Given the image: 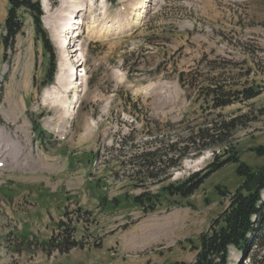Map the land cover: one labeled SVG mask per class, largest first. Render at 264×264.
<instances>
[{
	"label": "rangeland",
	"instance_id": "1",
	"mask_svg": "<svg viewBox=\"0 0 264 264\" xmlns=\"http://www.w3.org/2000/svg\"><path fill=\"white\" fill-rule=\"evenodd\" d=\"M91 1L80 31L60 47L47 25L59 23L62 0H40L46 51L24 11L13 48L3 47L8 3L0 0V264L190 263L199 234L241 185V163L264 169V0ZM106 24L112 30L100 34ZM67 54L83 67L63 92L77 98L68 114L55 102ZM214 85L232 92L230 104L211 107ZM243 90L253 97L244 99ZM233 118L241 123L232 136L238 159L208 174L191 196L161 188L199 175L228 151L193 149L177 167L166 161L150 169L156 183L137 174L134 154L158 147L163 154L167 142L181 147L192 130ZM140 193L153 209L135 205ZM64 227L82 247L48 253ZM238 259L232 250L230 264Z\"/></svg>",
	"mask_w": 264,
	"mask_h": 264
},
{
	"label": "trees",
	"instance_id": "2",
	"mask_svg": "<svg viewBox=\"0 0 264 264\" xmlns=\"http://www.w3.org/2000/svg\"><path fill=\"white\" fill-rule=\"evenodd\" d=\"M115 2L116 0H109ZM8 10L3 22V31L1 41L4 48L12 49L15 44L16 36L21 33L23 22L20 12H26L32 19L36 38L40 39L46 51L50 49L49 39L41 28L40 17L42 10L40 0H7ZM54 58L49 61L47 68V81L52 80L54 75ZM244 99L253 97L252 94L242 92ZM232 92L225 90L222 86H208L207 99L211 97L212 108H222L231 102L228 100ZM241 125L237 118L228 122L218 123L212 120L209 125L203 128L192 130L179 147L178 141L167 142L165 151L162 154V148L158 147L151 151L140 152L132 157L136 161L135 165L139 167L137 174L146 172L147 177L152 178V182L157 180L158 174L150 172L159 170L158 167L167 161V168L178 166L179 159L190 155L191 150L196 149L198 153L206 149L221 148L222 153H230L224 159L212 161L206 169L197 176H189L182 181L168 184L161 188L168 195L187 198L191 196L202 184L204 179L229 161H236L238 158L232 146V136L235 129ZM179 151L176 159L167 155ZM222 154V155H223ZM219 156L215 155V159ZM165 159V160H163ZM239 172L244 175L241 185L230 195L227 207L214 219L206 231L198 236V245L193 247L195 251L194 259L190 263L174 262L173 264H230V253L232 250L238 253L239 260L236 264H264V169L259 173L241 163ZM155 173V174H154ZM135 205L141 207L143 211L153 209L151 196L149 198L145 193H140L133 197ZM115 205V204H113ZM74 228L64 227L57 236L51 237L48 241V253L57 251L60 254L68 253L70 250L82 247V243L74 238Z\"/></svg>",
	"mask_w": 264,
	"mask_h": 264
},
{
	"label": "bare ground",
	"instance_id": "3",
	"mask_svg": "<svg viewBox=\"0 0 264 264\" xmlns=\"http://www.w3.org/2000/svg\"><path fill=\"white\" fill-rule=\"evenodd\" d=\"M92 5H93V2L91 0L90 1L89 0H81V1L80 0H62V5L59 9V16H60L59 23L57 25H55V24H53V25L48 24L47 25V28H49L50 31L52 32V41H54L55 43H58L60 47H63L64 42L71 37V36L70 37L68 36L69 34H73L76 31H78V32L80 31L79 25L81 26V24L78 23V18L80 16V13H82V11L87 12L91 8ZM141 7H143V2H141V6L138 8H141ZM44 9L45 10L47 9L45 4H44ZM139 13H140V10L133 12L131 14V17L132 16L133 17L138 16ZM112 27L113 26L107 25V24L103 25L100 28L99 33L104 34L108 31H111ZM76 36H78V34H76L75 37ZM77 50H79V49L75 48L74 52H77ZM73 57H77V56L76 55L73 56V55H69V54L65 55V59H64L65 63L60 68V72L61 71L62 72L56 76L57 84L60 86L61 91L59 90L60 94L57 96V99L55 98L57 100L55 102L59 103L61 105V107L65 110V112H67V114L69 111L74 110L75 106L74 105L72 106V102L75 103L77 101L76 94H75L74 90L71 91L74 93V98H73L74 100H69L68 98H64V93H63L65 90H67V87L69 84H71V86H70L71 89L74 88L73 87L74 79L71 78L72 77L71 65L74 62ZM69 65H70V67H69ZM82 69H83V67L81 65L74 66L73 75H75V72H77L79 75L82 72ZM64 70L66 72L68 71V73H66L67 74L66 79H64V75H65Z\"/></svg>",
	"mask_w": 264,
	"mask_h": 264
},
{
	"label": "crops",
	"instance_id": "4",
	"mask_svg": "<svg viewBox=\"0 0 264 264\" xmlns=\"http://www.w3.org/2000/svg\"><path fill=\"white\" fill-rule=\"evenodd\" d=\"M3 2H4V0H3ZM4 3H5V2H4ZM7 9H8V5L5 4V7H4V13H5V11H6ZM24 15H26V13H25ZM4 18H5V16L3 17L2 24H3Z\"/></svg>",
	"mask_w": 264,
	"mask_h": 264
}]
</instances>
